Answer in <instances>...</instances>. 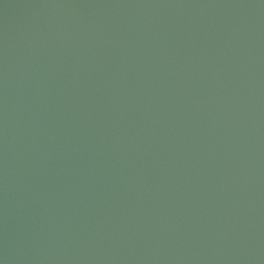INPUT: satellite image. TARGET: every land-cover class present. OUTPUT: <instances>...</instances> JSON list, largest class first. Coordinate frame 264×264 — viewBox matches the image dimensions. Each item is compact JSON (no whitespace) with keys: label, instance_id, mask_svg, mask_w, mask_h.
I'll return each mask as SVG.
<instances>
[{"label":"water","instance_id":"water-1","mask_svg":"<svg viewBox=\"0 0 264 264\" xmlns=\"http://www.w3.org/2000/svg\"><path fill=\"white\" fill-rule=\"evenodd\" d=\"M0 264H264V0H0Z\"/></svg>","mask_w":264,"mask_h":264}]
</instances>
